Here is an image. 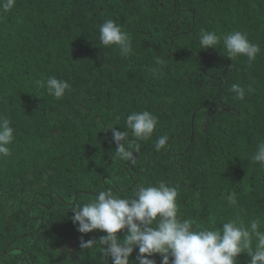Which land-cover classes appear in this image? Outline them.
Listing matches in <instances>:
<instances>
[{"label":"trees","instance_id":"trees-1","mask_svg":"<svg viewBox=\"0 0 264 264\" xmlns=\"http://www.w3.org/2000/svg\"><path fill=\"white\" fill-rule=\"evenodd\" d=\"M107 19L129 34L128 56L100 43ZM203 31H241L261 52L251 66L232 61L222 42L201 49ZM50 76L71 85L61 100L36 86ZM142 111L157 117L151 138L134 161L115 158L109 128L134 139L126 119ZM0 114L15 129L0 159V264H103L100 246L80 242L105 233H80L73 207L160 183L177 188L194 230L237 218L264 230V168L252 159L264 141V0H16L0 15Z\"/></svg>","mask_w":264,"mask_h":264},{"label":"clouds","instance_id":"clouds-1","mask_svg":"<svg viewBox=\"0 0 264 264\" xmlns=\"http://www.w3.org/2000/svg\"><path fill=\"white\" fill-rule=\"evenodd\" d=\"M15 4L16 0H0V15L7 14ZM99 41L106 48H117L122 56L132 52L129 34L112 19L100 25ZM221 42L227 54L225 57L232 61L246 57L249 66L261 52L260 46L241 31L223 37L214 31L200 34L199 44L203 50L217 49ZM36 86L44 88L56 100H61L71 88L66 80L56 76H50L46 81L37 80ZM230 91L235 98L244 100L245 89L239 84H232ZM157 124V117L142 111L134 112L126 119L127 129L134 139H129L127 130L109 128L116 144L115 158L134 161L135 153L140 151L138 141L149 140ZM14 140L15 129L11 121L0 114V159L11 155ZM167 140L166 135L160 136L155 141L157 149L164 148ZM252 159L264 168V141L257 145ZM177 196V188L165 183L141 187L134 198H120L111 191H100L95 199L72 209L71 219L80 233L97 230L105 233L98 241L81 238V249L100 246L103 264H109V258L111 264H156L152 257L157 255L161 257V264H238L237 258L242 253L250 257L248 264H264V230L258 220L246 226L237 218L224 222L219 229L202 227L194 230L190 219L178 217ZM227 200L230 205H235L236 194L229 195ZM124 230L126 234L121 240L119 234ZM137 249L136 259L131 260Z\"/></svg>","mask_w":264,"mask_h":264}]
</instances>
